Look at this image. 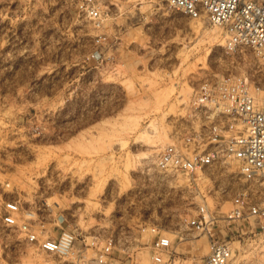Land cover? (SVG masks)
I'll return each instance as SVG.
<instances>
[{"label":"rangeland","instance_id":"374dc122","mask_svg":"<svg viewBox=\"0 0 264 264\" xmlns=\"http://www.w3.org/2000/svg\"><path fill=\"white\" fill-rule=\"evenodd\" d=\"M79 1L0 0V212L3 201L18 199L22 212H35L43 236L72 229L77 246L88 235L129 230L135 256L147 261L148 234L138 228L157 224L180 264L207 252L206 235L185 225L203 214L229 241L233 264H264V228L252 218H225L235 177L188 180L154 167L158 149L189 125L200 83L257 79L258 55L225 49L220 27L166 0H96L99 28ZM237 166L231 161L230 170ZM0 231L9 264H43L39 257L66 264L26 245L16 228L0 222ZM175 231L185 239L175 240Z\"/></svg>","mask_w":264,"mask_h":264},{"label":"built area","instance_id":"2783aa9c","mask_svg":"<svg viewBox=\"0 0 264 264\" xmlns=\"http://www.w3.org/2000/svg\"><path fill=\"white\" fill-rule=\"evenodd\" d=\"M169 7L191 17L204 16L209 24L220 27L227 50L250 48L257 55L261 73L257 79L245 74L205 79L188 105L189 125L171 134L170 141L158 149L154 167L160 173L193 180L200 175L235 177L225 213L227 220H256L264 228V0H166ZM79 8L94 27L103 23V10L96 0H80ZM96 37V41L100 40ZM231 161L238 163L231 171ZM31 209L21 211L18 199L3 201L0 222L16 228L26 245L38 253L61 258L66 264H141L136 243L129 230L88 235L83 245H76L77 232L62 230L56 237L43 236L33 227ZM213 217L192 215L185 225L207 237V252L192 264H233L228 240L211 230ZM146 233L149 259L143 264H180L178 252L168 231L157 224L138 228ZM175 240L185 239L178 231ZM0 264H9L2 255ZM88 249L94 251L89 256ZM121 253V254H120Z\"/></svg>","mask_w":264,"mask_h":264},{"label":"bare ground","instance_id":"6f19581e","mask_svg":"<svg viewBox=\"0 0 264 264\" xmlns=\"http://www.w3.org/2000/svg\"><path fill=\"white\" fill-rule=\"evenodd\" d=\"M164 133V132H163ZM164 137H166L165 136V133H164ZM164 141V140H163ZM160 144V141H157L155 144H153L152 146L154 147V149H151L150 151H154L155 150V147L156 146H158ZM152 147V148H153ZM145 158H148V155L146 154L145 156H144ZM229 205H230V203H228V205H225L224 207H225V209H228L229 208ZM47 236H49V235H47ZM197 240H199V242L198 243H200V242H202L203 241V238H196V241ZM191 246L192 247H195L198 243H193V240H191ZM205 253V252H204ZM142 257V259H141V264H143L145 261H147V256L144 254V255H142L141 256ZM38 260H39V262L40 263H43V264H49V260L47 259V258H42V257H39L38 258ZM37 261V260H36ZM188 262H190V260H188Z\"/></svg>","mask_w":264,"mask_h":264}]
</instances>
